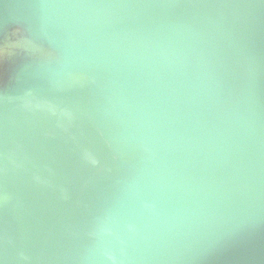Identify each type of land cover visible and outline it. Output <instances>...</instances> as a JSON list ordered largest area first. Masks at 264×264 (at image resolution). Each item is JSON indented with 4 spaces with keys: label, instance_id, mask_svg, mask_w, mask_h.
I'll return each mask as SVG.
<instances>
[{
    "label": "water",
    "instance_id": "water-1",
    "mask_svg": "<svg viewBox=\"0 0 264 264\" xmlns=\"http://www.w3.org/2000/svg\"><path fill=\"white\" fill-rule=\"evenodd\" d=\"M0 264H264V0H0Z\"/></svg>",
    "mask_w": 264,
    "mask_h": 264
},
{
    "label": "clouds",
    "instance_id": "clouds-1",
    "mask_svg": "<svg viewBox=\"0 0 264 264\" xmlns=\"http://www.w3.org/2000/svg\"><path fill=\"white\" fill-rule=\"evenodd\" d=\"M42 17L46 21H61L65 25L72 24L83 32H91L97 25L107 18L116 15L118 10H127L135 8H146L148 5H113V4H89V3H50L43 2L38 5ZM157 67L152 71L156 76L157 82H161L162 73L167 70L176 74L179 72L182 61L179 57L168 58L165 56L162 61L157 62ZM164 86V85H162ZM177 91L171 88L168 91V102L177 103ZM189 150L195 147V142L191 137L178 138Z\"/></svg>",
    "mask_w": 264,
    "mask_h": 264
}]
</instances>
